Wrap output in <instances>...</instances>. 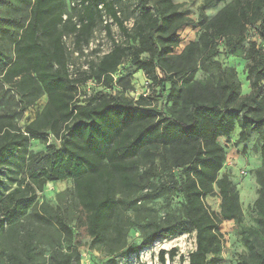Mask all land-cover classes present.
<instances>
[{"label": "trees", "instance_id": "obj_1", "mask_svg": "<svg viewBox=\"0 0 264 264\" xmlns=\"http://www.w3.org/2000/svg\"><path fill=\"white\" fill-rule=\"evenodd\" d=\"M225 1L205 0V6ZM77 2L82 14L68 26L65 0H0L2 82L21 96L25 109L47 97L24 130L0 116V264H81L77 250L63 251L55 238L48 237L49 241L44 236L54 226L72 238V227L59 215L52 216L46 206L38 209L36 202L37 191L45 184L68 179L87 213L89 236L108 250L107 264H120L117 245V251L126 248V254H138L156 241L193 232L196 249L189 254V264H219V226L223 221L240 222L243 213L238 190L227 176L219 177L226 161L219 140L230 137L237 127L239 143L256 133L264 160V50L255 43L244 45L254 26L264 40V0H231L211 18L202 14L197 39L179 52L178 31L191 20L173 0H137L139 18L132 31L112 1ZM103 14L117 24L128 45L115 43L92 67L91 75L73 79L64 35L75 33L76 44L81 45ZM105 27L110 34L111 24ZM222 43L230 53L250 61V93H241L234 69L218 66L216 73H209L208 63ZM126 59L153 84L162 85L164 104L159 109L149 107L142 95L137 100L104 95L86 102L79 99L89 80L114 86V76ZM200 68L206 72L203 79L197 78ZM121 83L119 77L116 86ZM51 138L55 142L45 153L31 152L33 140L46 144ZM156 162L164 169H181L182 213L166 226H154L139 245L126 247L119 242L125 237V224L118 218L126 201L118 194L130 195L152 185ZM140 164L147 168L140 170ZM257 179L258 231H244L249 251L245 264H264V164ZM12 184L17 187L11 190ZM215 186L220 212L205 201ZM166 256L173 261L178 249L161 250L162 264Z\"/></svg>", "mask_w": 264, "mask_h": 264}, {"label": "rangeland", "instance_id": "obj_2", "mask_svg": "<svg viewBox=\"0 0 264 264\" xmlns=\"http://www.w3.org/2000/svg\"><path fill=\"white\" fill-rule=\"evenodd\" d=\"M108 1L114 3L120 11L126 27L132 31L139 18L137 0ZM173 1L181 5L180 10L191 20L189 24L178 31L180 45L177 52H179L190 41L197 39L201 31V15L204 14L207 18H211L231 0L219 4L212 3L208 6H205V0ZM65 9L67 11L65 18H70L68 26L77 23L82 14V9L77 0H65ZM107 23L111 24L110 34L106 31ZM64 42L67 52V66L73 79L91 75L93 73L92 67L113 49L115 43L122 46L128 45L126 37L117 24L105 14L97 19V24L87 41L78 45L75 41V33L67 32L64 35ZM249 43H255L257 49L264 50V40L259 36L257 26L249 28L246 33L244 45L248 47ZM212 62L217 63V65ZM249 62L245 55L235 56L230 53L222 43L219 54L208 63L207 69L210 74L216 73L218 66L221 69H234L241 86V93L246 95L251 91ZM115 76L117 79L122 77L121 86H116L117 82H113L114 86L89 84L87 88H82L79 99L86 102L93 95H104L117 96L123 100H137L142 95L147 96L146 103L149 107L159 109L164 104L160 97V94L163 93L162 85L153 84L144 72L134 66L129 59L123 62ZM205 77V70L200 68L197 78L203 79ZM164 89L168 91L169 84H165ZM46 102L47 97L42 96L33 106L25 109V104L21 102V96L13 87L2 82L0 76V116H6L20 130L25 129V126L43 109ZM239 132L240 129L237 127L230 137H222L219 140L226 151V161L219 177L227 176L232 181L239 192L243 211L240 222L236 220L223 221L219 226L222 235L221 250L218 255L219 264H245L249 251L243 238L244 231L246 228H251L256 233L258 231L256 201L259 197L260 186L257 171L264 164L260 152L261 142L258 134L252 133L247 142L239 143ZM53 142L55 141L52 138L46 144L38 139L33 140L30 150L34 155L45 153L48 144ZM146 168V165L140 164V170L143 171ZM155 168V175L150 179L152 185H147L130 195L128 193L118 194V198L126 201V203H121L118 213L119 221H123L125 224V237H121L119 242L126 247L133 244L139 245L145 234L154 226H166L175 221L182 213L184 198L178 189L183 176L181 169H164L159 162H156ZM242 171H245L246 174H243ZM17 176L21 178L22 172L18 173ZM159 183L164 186L158 187ZM16 187L15 184L10 185L11 190ZM156 187L158 188L156 189ZM205 201L212 210L220 212L221 199L216 186L214 193L208 195ZM36 202L38 209L46 206L47 211L52 216L59 215L72 227L74 232L72 238H68L52 226L44 233L46 240L52 241L50 238H55L63 251L74 252L77 250L81 257V264H107L108 250L93 243L89 236L87 213L78 202L71 179L48 182L40 191H37ZM118 247L120 245H117L115 250L120 264H162L159 258L160 251L171 250L172 248L178 249V256L173 261L166 256L165 264H189V254L196 249V233L184 234L173 239H161L151 247L141 250L138 254H126V248L117 251L116 248ZM48 250H50L49 247L46 248L47 252H49Z\"/></svg>", "mask_w": 264, "mask_h": 264}, {"label": "built area", "instance_id": "obj_3", "mask_svg": "<svg viewBox=\"0 0 264 264\" xmlns=\"http://www.w3.org/2000/svg\"><path fill=\"white\" fill-rule=\"evenodd\" d=\"M114 82H117V78H116V76H114ZM89 84H91V85H103L104 83L102 82H100V83H98V82H96V81H93V80H89V81H87L84 85H82L83 87H88L87 85H89ZM90 85V86H91ZM78 86L79 87H81V84H78ZM242 173L243 174H246V172L245 171H242Z\"/></svg>", "mask_w": 264, "mask_h": 264}]
</instances>
